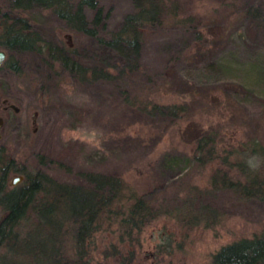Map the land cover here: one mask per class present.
<instances>
[{
	"label": "rangeland",
	"instance_id": "1",
	"mask_svg": "<svg viewBox=\"0 0 264 264\" xmlns=\"http://www.w3.org/2000/svg\"><path fill=\"white\" fill-rule=\"evenodd\" d=\"M99 1L109 11L101 30L108 39L134 4ZM169 4L175 15L143 30L137 68L120 61L115 48L65 27L50 10L30 11L46 36L61 39L72 57L87 65L88 74L107 66L112 75L81 80L57 61L51 65L34 52L7 51L0 64V140L16 166L31 174L41 171L73 183L81 182V170L117 174L146 200L164 205L168 210L142 229L128 264H212L222 244L261 233L264 200L241 198L227 188L207 191L219 159L200 165L173 154L191 156L197 132L210 123L226 131L228 141L255 135L264 142V76L258 69L264 63V0ZM91 13L86 9L88 17ZM187 14L200 25L201 41L174 24ZM9 59L18 62L19 71L5 64ZM212 62L221 66L218 74L209 67ZM154 101L187 105L173 119L141 109ZM69 141L77 146L66 153ZM18 173L9 174L8 186L23 180L10 182ZM177 205L218 213L191 225L176 215ZM114 234L109 228L96 232L91 264L105 262L102 248L116 241Z\"/></svg>",
	"mask_w": 264,
	"mask_h": 264
},
{
	"label": "trees",
	"instance_id": "2",
	"mask_svg": "<svg viewBox=\"0 0 264 264\" xmlns=\"http://www.w3.org/2000/svg\"><path fill=\"white\" fill-rule=\"evenodd\" d=\"M133 4L134 10L125 15L121 26L106 39L101 30L109 11L99 0H2L0 46L8 52H34L51 65L57 61L81 80L112 75L107 66L90 70L88 74L87 65L72 57L61 39L46 36L40 19L28 14L35 9L40 12L48 9L65 27L88 37L96 45L115 48L120 61L137 68L143 30L163 25L168 14L175 15L176 7L172 9L169 0H133ZM86 9L91 10L90 17ZM174 24L188 30L194 40H202L203 31L192 15L176 17ZM5 64L20 70L15 60L9 59ZM209 67L217 74L221 69L218 62H212ZM258 67L264 76V63ZM214 99L218 97L215 95L212 101ZM186 105L187 102L154 101L150 107L145 104L141 109L177 119ZM234 130L237 133L236 126ZM225 133L217 124L202 126L194 138L192 155L182 152L173 155L194 159L200 165L218 158L219 164L210 176L207 191L227 188L241 198L264 200V142L254 135L238 137L235 143L228 141ZM73 146L77 144L69 141L64 152H69L68 148ZM15 163L0 140V210L3 213L0 217V264H91L96 248L94 236L104 228L115 232L116 241L102 248L105 262L99 264L112 260L128 264L134 258L135 244L139 243L144 226L168 210L164 205L161 207L146 200L117 174L81 170V182H60L41 171L31 174ZM11 172H21L24 178L10 187L7 181ZM177 207L176 215L187 219L191 225L198 224L206 214L215 217L218 213L206 206L198 212ZM208 223L206 220L205 225ZM212 264H264V229L259 234L222 244L213 253Z\"/></svg>",
	"mask_w": 264,
	"mask_h": 264
},
{
	"label": "water",
	"instance_id": "3",
	"mask_svg": "<svg viewBox=\"0 0 264 264\" xmlns=\"http://www.w3.org/2000/svg\"><path fill=\"white\" fill-rule=\"evenodd\" d=\"M6 57H7V50L2 46H0V64L6 59ZM1 123H2V118L0 117V125ZM23 178H24V174L18 173L10 179V182L12 184H16L17 182L21 181Z\"/></svg>",
	"mask_w": 264,
	"mask_h": 264
}]
</instances>
